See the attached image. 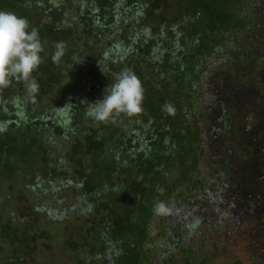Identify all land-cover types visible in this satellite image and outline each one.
Segmentation results:
<instances>
[{"label": "trees", "instance_id": "1", "mask_svg": "<svg viewBox=\"0 0 264 264\" xmlns=\"http://www.w3.org/2000/svg\"><path fill=\"white\" fill-rule=\"evenodd\" d=\"M232 1L0 0L43 45L37 86L0 89V264H211L187 198L202 184L201 79L246 26ZM124 69L143 111L98 124L88 104Z\"/></svg>", "mask_w": 264, "mask_h": 264}, {"label": "flooded vegetation", "instance_id": "2", "mask_svg": "<svg viewBox=\"0 0 264 264\" xmlns=\"http://www.w3.org/2000/svg\"><path fill=\"white\" fill-rule=\"evenodd\" d=\"M249 1L238 4L245 28L221 37L201 79L202 184L187 199L203 207L190 229L205 227L211 264H243L229 249L240 245L264 264V0Z\"/></svg>", "mask_w": 264, "mask_h": 264}, {"label": "clouds", "instance_id": "3", "mask_svg": "<svg viewBox=\"0 0 264 264\" xmlns=\"http://www.w3.org/2000/svg\"><path fill=\"white\" fill-rule=\"evenodd\" d=\"M56 49L52 55L54 63L63 55L62 42L57 43ZM42 52L38 29L30 28L26 18L0 10V89L9 87L13 79L32 80L34 89L37 85L32 74L42 63ZM143 100L144 89L139 77L131 69H124L104 90L103 99L88 104L87 116L98 124L115 123L121 115L132 118L142 113ZM165 108L171 111L170 106ZM170 212V207L162 201L153 205L155 215L165 216Z\"/></svg>", "mask_w": 264, "mask_h": 264}, {"label": "rangeland", "instance_id": "4", "mask_svg": "<svg viewBox=\"0 0 264 264\" xmlns=\"http://www.w3.org/2000/svg\"><path fill=\"white\" fill-rule=\"evenodd\" d=\"M235 1V0H234ZM234 1H232V2H230L231 4H234ZM240 5V4H239ZM239 5H236V6H234V5H231V6H229L230 8H235L236 10H240V7H239ZM240 6H242V5H240ZM229 12V11H228ZM227 12V13H228ZM190 125L192 126L193 125V122L191 121V123H190ZM239 247V248H238ZM236 246L235 248L234 247H231V248H229V249H231L232 250V252H236L235 253V255H237V257L242 261V263L243 264H251L252 262L248 259V256H247V254H245V247L244 246H242V245H240V246ZM222 250H223V248H221ZM68 256V255H67ZM70 259H71V256H68L67 258L65 257V254H63V256H62V261H64V262H66V264L67 263H70L69 261H70ZM228 262H225V261H222V262H219L218 264H227ZM38 264H42V262H40V263H38ZM212 264H216V263H212ZM229 264V263H228Z\"/></svg>", "mask_w": 264, "mask_h": 264}]
</instances>
